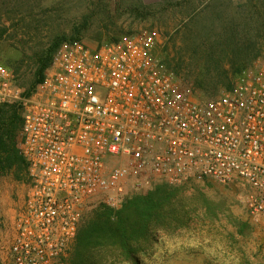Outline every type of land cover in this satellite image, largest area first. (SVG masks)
<instances>
[{"label":"built area","instance_id":"built-area-1","mask_svg":"<svg viewBox=\"0 0 264 264\" xmlns=\"http://www.w3.org/2000/svg\"><path fill=\"white\" fill-rule=\"evenodd\" d=\"M164 40L149 28L64 41L29 95L0 62V106L21 108L29 175L11 264H57L89 210L160 182L239 181L264 222V60L202 99L160 58Z\"/></svg>","mask_w":264,"mask_h":264},{"label":"rangeland","instance_id":"rangeland-1","mask_svg":"<svg viewBox=\"0 0 264 264\" xmlns=\"http://www.w3.org/2000/svg\"><path fill=\"white\" fill-rule=\"evenodd\" d=\"M0 10V24L7 27L0 62L13 71L24 95L34 80L36 54L56 39L74 36L98 44L156 28L165 37L160 58L202 99L234 83L237 59L250 54L252 62L264 60V0H0ZM197 79L208 83L211 97L196 87ZM20 140L21 131L15 139L19 152ZM163 183L110 208L118 210L129 198ZM28 185L23 164L0 168V264H11L14 221ZM167 185L181 189L163 205L152 238L132 244L138 246L134 259L116 245H87L74 255L76 235L57 264H264V222L250 216L243 183L202 179Z\"/></svg>","mask_w":264,"mask_h":264},{"label":"trees","instance_id":"trees-1","mask_svg":"<svg viewBox=\"0 0 264 264\" xmlns=\"http://www.w3.org/2000/svg\"><path fill=\"white\" fill-rule=\"evenodd\" d=\"M6 0H3L5 3ZM2 10H0L1 13ZM1 15V14H0ZM259 27H256V30ZM7 27L0 24V41L4 40ZM123 35V34H122ZM121 36V35H120ZM120 36H112L103 42L116 40ZM57 36L54 38L56 39ZM82 39L80 36L56 39L45 51L36 54L34 62L37 64L34 71V80L31 88L25 95H29L37 84L42 82L44 72L49 67L57 48L64 41ZM102 43V42H100ZM256 44V43H255ZM254 58V57H253ZM252 55L237 59L234 67L235 77L241 75L252 64ZM9 63L8 59L4 60ZM6 66V65H5ZM8 68V67H7ZM196 87L202 90L206 97L208 83L205 80L197 79ZM233 84L226 89H230ZM204 99V98H203ZM22 128V116L17 112L14 104L0 106V168H20L26 161L16 148V136ZM181 188L171 187L167 184H158L144 195H135L124 202L122 207L114 210L105 205L96 206L82 223L76 245L72 254L78 255L80 249L87 245L107 246L116 245L128 259L136 257L138 246L132 244L146 242L152 238L153 231L159 227L160 211L164 204L169 202L178 194ZM82 264H86L83 262Z\"/></svg>","mask_w":264,"mask_h":264}]
</instances>
